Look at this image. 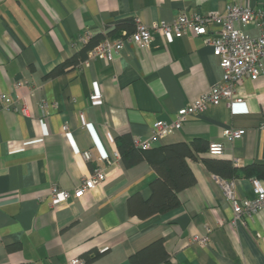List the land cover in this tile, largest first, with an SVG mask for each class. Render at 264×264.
<instances>
[{
  "label": "crops",
  "instance_id": "obj_1",
  "mask_svg": "<svg viewBox=\"0 0 264 264\" xmlns=\"http://www.w3.org/2000/svg\"><path fill=\"white\" fill-rule=\"evenodd\" d=\"M234 1L264 8V0H0V95L12 99L6 106L0 98V264H63L73 256L84 264H131V255L159 239L156 264H264V209L235 219L220 176L203 161L211 157L207 148L186 157L195 183L177 193L178 205L146 217L141 201L158 175L147 158L125 165L117 148V136L149 137L156 120L176 119L221 80L203 36L153 32L144 48L125 41L110 60H79L47 77L81 48L80 36L106 33L116 20L172 22L182 12L223 13ZM243 28L259 36L258 26ZM262 68L239 86L243 102L188 115L148 148L220 141L218 158L235 167L264 163V57ZM228 127L245 133L227 139ZM96 165L105 166L103 183L78 199L51 201L52 184L72 190ZM252 177L232 178L239 197L252 196Z\"/></svg>",
  "mask_w": 264,
  "mask_h": 264
},
{
  "label": "built area",
  "instance_id": "obj_2",
  "mask_svg": "<svg viewBox=\"0 0 264 264\" xmlns=\"http://www.w3.org/2000/svg\"><path fill=\"white\" fill-rule=\"evenodd\" d=\"M252 23L259 27L260 33L257 37H252L244 32V26ZM159 31L163 35L181 37L186 31L204 37V41L218 57V64L223 71L220 81L214 83L210 88L201 93L195 100L180 108L177 111L176 119L171 122L156 120L152 126V132L147 138L134 137L133 144L141 149L148 148L159 137L178 129L183 124L188 115L198 114L208 106L218 105L225 102L231 107L234 104L243 102L244 95L240 92L239 86L244 78L250 80L257 79L263 72L262 58L264 57V8H253L243 5L240 2H231L225 6V11H208L206 13L186 12L180 13L172 22H153L146 25L136 22L134 31L110 39L105 38L90 49L87 57L83 60L87 64L91 58L112 59V51H119L125 41L132 42L139 48L146 47L152 39L153 32ZM89 36H80L78 41L84 43ZM18 82L17 85H20ZM6 106L10 105L12 99L4 94L0 95ZM41 113H47L46 102H41ZM25 110V108H23ZM62 130H68V124L62 125ZM245 133L244 128H224L222 134L230 140H238ZM207 152L211 155H222L224 145L220 141L208 143ZM115 157L119 156L116 151ZM85 160H91L93 154L90 150L82 152ZM107 160L106 157L100 158ZM105 166L96 165L91 173L81 178L78 184L68 190L57 184H52L49 188L51 201L78 199L85 193L90 192L95 186L105 180ZM225 198L230 202L235 219L242 215L251 216L252 214L264 209V180L252 177L251 191L252 196L239 197L235 192L234 179L216 177ZM206 239V238H205ZM84 259L73 256L63 264H84Z\"/></svg>",
  "mask_w": 264,
  "mask_h": 264
},
{
  "label": "trees",
  "instance_id": "obj_3",
  "mask_svg": "<svg viewBox=\"0 0 264 264\" xmlns=\"http://www.w3.org/2000/svg\"><path fill=\"white\" fill-rule=\"evenodd\" d=\"M113 27L106 33L89 36L80 49L63 62L52 68L47 77H54L61 73L66 67L75 65L79 60H84L87 53L103 39L117 38L121 36V29H126L128 33L135 28L133 19H120L113 22ZM118 151L125 165H133L143 158H147L153 165L158 177L151 183V196L143 200L141 217H146L153 213L164 212L178 205L177 193L195 183V177L186 162V157H195L198 149L204 150L203 142L194 140L191 143L177 142L165 144L158 148L141 149L133 144V139L129 134H122L116 137ZM209 154V153H208ZM204 157L203 161L210 171L218 174L222 178H233L240 175L247 177H258L264 179V163H253L246 167H235L229 159L218 158L221 155H211ZM217 157V158H215ZM160 239L154 241L151 246H146L130 257L131 264H156L160 259L156 258L155 250L161 248ZM93 255H85L86 260H90ZM165 257V256H164ZM165 259V258H164Z\"/></svg>",
  "mask_w": 264,
  "mask_h": 264
}]
</instances>
